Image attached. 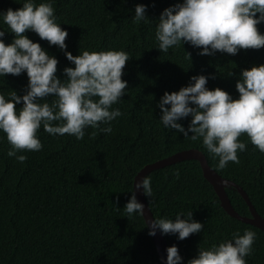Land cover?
<instances>
[{
  "label": "trees",
  "instance_id": "16d2710c",
  "mask_svg": "<svg viewBox=\"0 0 264 264\" xmlns=\"http://www.w3.org/2000/svg\"><path fill=\"white\" fill-rule=\"evenodd\" d=\"M21 3L0 0V10L19 8ZM137 3L148 5L149 20L131 19ZM174 3L177 0H54L57 22L67 29L65 43L73 55L85 48H123L129 53L122 73L127 91L111 105L122 113L109 122L111 132L87 126L84 137L76 139L68 133L49 134L41 125L37 130L41 149L23 150L27 158L22 162L6 154L10 145L0 132V264H165L143 212L129 215L123 206L145 164L189 147L202 149L218 172L242 185L264 216V152L242 133L238 138L246 141V149L238 150L239 162L229 161L227 167L217 169V160L202 138L193 141L166 128L157 106L165 90H178L198 73L213 74L206 87L219 86L238 97L235 81L241 69L264 63V46L236 54L217 50L214 55H198V48L185 42L163 52L157 48L154 20ZM257 27L264 32V22ZM0 28L5 30V42H10L14 33L2 18ZM26 35L58 58L56 74L65 78L63 67L74 65L64 51L35 31L26 30ZM27 80L25 72L6 73L0 76V92L22 94ZM190 119L189 115L178 122L187 129ZM93 131L96 134L89 135ZM147 176L152 193L145 195L155 217L174 219L177 212L192 210V218L204 225L183 239H177L176 233L164 234L168 245L176 244L183 257L177 264H186L198 247L231 238L236 229L242 234L245 228L256 232L253 250L245 257L247 264H264V229L224 208L198 159L180 160ZM227 191L234 207L250 215L238 189L229 186Z\"/></svg>",
  "mask_w": 264,
  "mask_h": 264
},
{
  "label": "clouds",
  "instance_id": "9594fccd",
  "mask_svg": "<svg viewBox=\"0 0 264 264\" xmlns=\"http://www.w3.org/2000/svg\"><path fill=\"white\" fill-rule=\"evenodd\" d=\"M53 3L54 0H22L19 8L0 10V18L14 33L6 43L5 30L0 28V76L25 72L28 77L22 94L15 90L0 92V132L10 145L6 154L21 162L27 158L23 150L41 149L37 135L41 125L49 134L68 133L76 139L84 137L87 126L111 132L109 122L122 114L119 107L111 105L127 91L128 82L122 79V73L129 53L123 48H85L73 55L67 50L68 32L57 22ZM147 7L144 3L135 4L131 19H148ZM154 21L157 48L163 52L185 42L197 47L198 55H214L217 50L236 54L240 49L264 46V32L257 27L264 22V0H177L164 7ZM26 30L35 31L41 39L64 51L74 65L63 67L65 78L56 74L58 58L39 41L29 38ZM186 54L191 59V53ZM229 75L233 73L229 71ZM212 76L191 75L178 90H165L157 106L161 110L159 120L166 128H174L193 141L202 138V144L217 160L215 167L223 169L229 161L238 163V150L246 149V141L238 138L242 133L264 152V63L241 69L235 81L239 93L236 98L219 86L206 87ZM21 101L22 106L16 108ZM189 115L186 129L178 121ZM135 188L150 195L151 177L144 175L135 180ZM131 192L124 211L140 214L144 204L135 191ZM192 216V210L179 211L174 219L156 216L149 222V235L159 230L162 235L176 233L177 239H183L199 232L204 225ZM255 237L251 228H245L242 234L236 229L231 238L198 247L186 264H247L245 257L251 254ZM166 253V258H162L165 264L183 260L176 244L167 246Z\"/></svg>",
  "mask_w": 264,
  "mask_h": 264
},
{
  "label": "water",
  "instance_id": "95a60500",
  "mask_svg": "<svg viewBox=\"0 0 264 264\" xmlns=\"http://www.w3.org/2000/svg\"><path fill=\"white\" fill-rule=\"evenodd\" d=\"M198 159L203 168L204 175L206 178L214 185L224 208L234 217L241 219L245 222L252 223L262 229H264V216L256 209L255 205L252 203L248 193L246 190L234 181L233 179L227 178L223 176L220 172H218L208 161L206 154L204 151L198 147H189L180 149L168 156L157 159L153 162L145 164L135 175L134 178V191L137 196V199L144 204L143 215L146 219V222L149 225V222L155 217L153 211L150 207V204L146 198L145 193L142 191V188H135V180L141 179L144 175H147L154 169L159 167H163L165 165L184 160V159ZM234 186L238 189V191L242 194V196L247 201L251 214H242L240 213L232 204L229 193L227 191V187ZM153 239L157 246V249L161 255V258H166V248L168 245V241L165 235L161 234L159 230L156 231L155 235H153ZM165 263V259H162Z\"/></svg>",
  "mask_w": 264,
  "mask_h": 264
}]
</instances>
